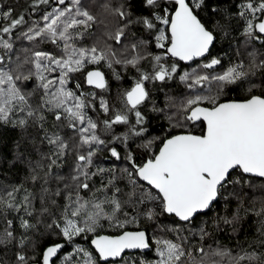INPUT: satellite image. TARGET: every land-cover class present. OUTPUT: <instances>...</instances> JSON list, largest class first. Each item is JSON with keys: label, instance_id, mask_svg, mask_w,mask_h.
I'll use <instances>...</instances> for the list:
<instances>
[{"label": "snow or ice", "instance_id": "6c2138e0", "mask_svg": "<svg viewBox=\"0 0 264 264\" xmlns=\"http://www.w3.org/2000/svg\"><path fill=\"white\" fill-rule=\"evenodd\" d=\"M0 264H264V0H0Z\"/></svg>", "mask_w": 264, "mask_h": 264}, {"label": "trees", "instance_id": "16d2710c", "mask_svg": "<svg viewBox=\"0 0 264 264\" xmlns=\"http://www.w3.org/2000/svg\"><path fill=\"white\" fill-rule=\"evenodd\" d=\"M248 224H249V226H250V228H251V231L254 232V231H255V227H256V225L253 224L252 219H249Z\"/></svg>", "mask_w": 264, "mask_h": 264}]
</instances>
